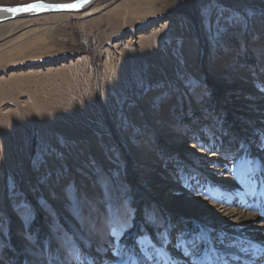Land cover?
<instances>
[{"label": "rangeland", "instance_id": "374dc122", "mask_svg": "<svg viewBox=\"0 0 264 264\" xmlns=\"http://www.w3.org/2000/svg\"><path fill=\"white\" fill-rule=\"evenodd\" d=\"M34 1L71 0L0 5ZM93 6L0 21V264H66L68 239L86 261L115 264L117 211L126 243L143 234L151 253L169 247L161 233L202 234L180 213L249 212L234 185L264 184V0ZM166 184L184 196L167 217ZM192 198L203 204L190 210Z\"/></svg>", "mask_w": 264, "mask_h": 264}, {"label": "bare ground", "instance_id": "6f19581e", "mask_svg": "<svg viewBox=\"0 0 264 264\" xmlns=\"http://www.w3.org/2000/svg\"><path fill=\"white\" fill-rule=\"evenodd\" d=\"M67 2V1H66ZM93 4V3H92ZM91 4V5H92ZM90 5V6H91ZM5 6V5H3ZM13 6V5H11ZM87 6V9H83V15H91L97 11V7ZM65 13V12H62ZM46 14H54V13H46ZM11 13L5 12L0 10V19H5L7 16H10ZM30 15V14H26ZM13 16V18L18 17ZM12 19V18H11ZM2 21V20H0ZM237 95V93H236ZM100 104L105 108L104 103L100 100ZM172 135V134H169ZM174 137H178L177 135ZM152 163H150L151 165ZM135 167V165H133ZM138 171V170H137ZM136 171V172H137ZM260 171H264L263 163L260 164ZM135 172V170H133ZM229 179V178H228ZM227 179V180H228ZM228 181H225L227 183ZM233 186V185H232ZM170 185L165 186L164 191H167L170 188ZM233 192L236 193L237 198H242V206L247 207L250 209L249 212L247 210L242 209H233L229 207H215V208H208V206L200 207L203 203L197 202L196 199H190V210H192V206L196 205L200 208L207 211V214L202 216V220H198L196 217H192L189 213H180V219H189L194 220L193 225L199 228V232L202 233L205 237V244L204 247L211 249L213 245L215 246V251H209L205 253L212 264H221L218 260L219 257H222L224 260H227L228 264H246L247 261L250 260L244 253L240 251L241 248L248 247L249 243H261L264 244V206H263V198H264V184L261 180H250L238 183L236 186L234 185ZM93 202L94 204L101 205L103 203L100 196L93 195ZM164 197H166V201L168 200L169 204H166L169 208H162L163 214L167 217L171 213L173 204L171 203L172 200L174 202L179 201L184 196H180L174 194L171 190L165 193ZM230 197H233L232 195ZM171 201V202H170ZM187 202V201H185ZM171 203V204H170ZM188 204V202H187ZM227 204V203H226ZM242 208V207H241ZM201 210V209H200ZM206 213V212H205ZM208 216V217H207ZM218 216V217H217ZM207 217V218H205ZM204 220V221H203ZM215 229H221L229 236L228 242L223 243L221 247H217L216 243L213 241L215 239L214 231ZM218 235H216L217 237ZM234 236V239L232 237ZM160 248H168L160 243ZM172 255L174 256V264H190L189 259H184L180 256L177 251L172 250ZM233 256H239L240 260H234ZM110 257V256H109ZM177 258H180L181 262L177 261ZM165 259L167 257L165 256ZM26 264H38L39 260L36 259L32 255L27 256ZM264 264V261L261 262Z\"/></svg>", "mask_w": 264, "mask_h": 264}, {"label": "snow or ice", "instance_id": "6c2138e0", "mask_svg": "<svg viewBox=\"0 0 264 264\" xmlns=\"http://www.w3.org/2000/svg\"><path fill=\"white\" fill-rule=\"evenodd\" d=\"M89 0H77L76 3L71 4H56L45 5L43 3H30L18 7H4L0 10L5 12H35L47 8L55 9H78L83 4L88 3ZM202 147V146H201ZM247 163V161H246ZM195 179V178H194ZM199 188V184H197ZM207 198V189L203 193ZM127 213L126 211H117L108 224V244L109 248L106 250L110 258L115 261V264H174V256L172 250L179 251L181 254L188 258L190 264H212L208 256L205 254L209 251H215V246L211 249L205 248V237L200 234L194 239H185L182 230L177 231L176 236L173 238L171 232L161 233L164 241L168 242V248H158L155 244H150L152 249L150 253L148 248L143 246L146 237L140 234L135 239L132 246L128 245L124 240L127 233ZM173 240L175 242H173ZM223 245V240L219 241ZM90 247V245H89ZM139 249L140 255H136V250ZM66 264H94V261H86V253L83 248L77 246L72 239L66 242ZM240 251L250 258L246 264H261L264 261V244L249 243L248 247L241 248ZM165 256L167 259H165ZM234 260H240L239 256H233ZM218 260L221 264H228L227 260L219 257Z\"/></svg>", "mask_w": 264, "mask_h": 264}, {"label": "water", "instance_id": "95a60500", "mask_svg": "<svg viewBox=\"0 0 264 264\" xmlns=\"http://www.w3.org/2000/svg\"><path fill=\"white\" fill-rule=\"evenodd\" d=\"M95 0H89L88 3H85L83 4V6H81L80 8L78 9H55V8H47V9H44V10H38V11H35V12H16V13H13V12H9L11 13L10 16H7L5 19H0L2 21H7L11 18H13V16H17V15H22V14H39V13H62V12H80L82 11L83 9L87 8V6H90L92 3H94ZM43 3L45 5H56V4H71V3H76L77 0H71V1H67V2H45V1H34V2H29V3H25V4H19V5H13V6H3V5H0V8H4V7H18V6H23V5H27V4H30V3Z\"/></svg>", "mask_w": 264, "mask_h": 264}]
</instances>
